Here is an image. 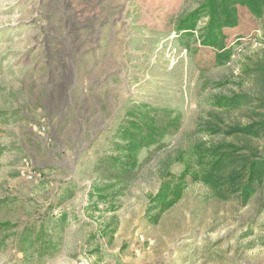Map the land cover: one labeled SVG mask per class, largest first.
Returning <instances> with one entry per match:
<instances>
[{"label":"rangeland","instance_id":"1","mask_svg":"<svg viewBox=\"0 0 264 264\" xmlns=\"http://www.w3.org/2000/svg\"><path fill=\"white\" fill-rule=\"evenodd\" d=\"M208 1L0 0V264H264L263 191L242 205L189 182L158 223L148 219L164 171L185 167L175 157L224 139L197 131L214 97L258 95L264 6L211 0L224 24L219 49L200 41L207 18L189 19ZM140 102L180 113L179 129L143 149L140 167L105 180L97 167ZM251 107L220 115L245 124ZM106 185V199L91 197ZM28 225H50L45 250L23 252Z\"/></svg>","mask_w":264,"mask_h":264},{"label":"trees","instance_id":"2","mask_svg":"<svg viewBox=\"0 0 264 264\" xmlns=\"http://www.w3.org/2000/svg\"><path fill=\"white\" fill-rule=\"evenodd\" d=\"M242 1L254 9L264 6L262 0ZM203 17L207 18V21L200 29L201 43L224 49L227 44L222 16L211 0L194 10L189 19L197 23ZM189 19L182 20L183 24L180 25L184 36L189 35ZM186 44L188 46V43ZM251 71L256 80L258 95L238 92L214 97V109L206 118L198 120L197 131L210 136L220 135L224 139L213 143H193L189 151H181L175 157V162H183L185 167L180 174L164 171L158 192L150 197L147 214L151 223H158L163 213L182 198L189 182L203 183L221 200L237 197L242 205H247L261 191L264 195V63L257 64ZM246 105L252 107L245 124L224 123L220 112H228ZM181 117V114L173 109H160L147 102L136 103L127 112L126 119L116 132L113 153L101 160L97 171H101L100 175L104 176L105 180L118 182L124 174L142 165L139 156L143 149L160 146L164 136L179 129ZM226 138L231 139L227 141ZM258 140L263 142L261 148L254 145ZM112 186L95 188L91 197L97 196V200L106 199L107 195L103 192L110 190ZM66 218L67 216L62 214L50 225H62ZM50 225H28L22 235L23 243L26 244L23 252L28 253L38 242L44 244L45 250L52 239L48 231ZM109 228H112V225ZM115 231L116 229H112L110 234L113 235Z\"/></svg>","mask_w":264,"mask_h":264},{"label":"bare ground","instance_id":"3","mask_svg":"<svg viewBox=\"0 0 264 264\" xmlns=\"http://www.w3.org/2000/svg\"><path fill=\"white\" fill-rule=\"evenodd\" d=\"M66 35H68V34H66ZM70 40V36L68 35V36H66V44H65V47L67 48V49H71V48H75V46L74 45H71V43H69L68 41ZM64 45V44H63Z\"/></svg>","mask_w":264,"mask_h":264}]
</instances>
